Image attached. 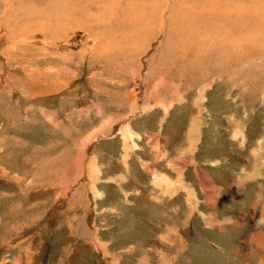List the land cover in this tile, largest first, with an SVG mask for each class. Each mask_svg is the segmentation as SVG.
I'll list each match as a JSON object with an SVG mask.
<instances>
[{"label": "rangeland", "instance_id": "obj_1", "mask_svg": "<svg viewBox=\"0 0 264 264\" xmlns=\"http://www.w3.org/2000/svg\"><path fill=\"white\" fill-rule=\"evenodd\" d=\"M60 1L0 0V264H264V0Z\"/></svg>", "mask_w": 264, "mask_h": 264}, {"label": "bare ground", "instance_id": "obj_2", "mask_svg": "<svg viewBox=\"0 0 264 264\" xmlns=\"http://www.w3.org/2000/svg\"><path fill=\"white\" fill-rule=\"evenodd\" d=\"M28 1V0H27ZM52 1V3H51V5L52 6H50V4H49V7H53V6H57L58 5V7H59V4H60V0H51ZM64 1H66V6L64 5V7H68L69 8V6L70 5H73V4H76V3H78L77 1L78 0H64ZM95 1V0H94ZM48 2H49V0H48ZM96 2V1H95ZM194 2H196V1H194ZM8 3V2H7ZM91 3V2H90ZM191 3V2H190ZM61 4L63 5V4H65V3H63V1L61 2ZM194 4V3H193ZM198 4V3H197ZM62 5H60V7L62 6ZM85 5V4H84ZM81 6V5H80ZM194 6H198V5H194ZM73 7V6H72ZM186 7H188V6H186ZM186 7H185V9H186ZM63 8V7H62ZM9 9V8H8ZM67 9V8H66ZM195 9H197V8H195ZM64 11V10H63ZM228 12V11H227ZM84 13V12H83ZM62 14V13H61ZM66 15V14H65ZM238 18V17H237ZM76 19V18H75ZM81 19V18H80ZM82 20V19H81ZM249 20V19H248ZM232 25V24H231ZM238 25V24H237ZM240 26H242V25H240ZM239 26V27H240ZM232 27V26H231ZM235 27V26H234ZM247 27H249L248 25H247ZM246 27V37H250V36H252V35H254V32H252L251 30H249L248 28ZM233 28V27H232ZM251 28V27H250ZM229 30V29H228ZM244 30V29H243ZM234 31V30H233ZM217 34H219V33H217ZM247 38V39H248ZM251 38H253V37H251ZM193 39V38H192ZM219 42V41H218ZM260 42V41H259ZM248 43V42H247ZM237 44V43H236ZM241 44V43H240ZM250 45V44H249ZM248 45V46H249ZM210 46H212V43L210 44ZM237 46V45H236ZM243 47V46H242ZM213 66V65H212Z\"/></svg>", "mask_w": 264, "mask_h": 264}]
</instances>
